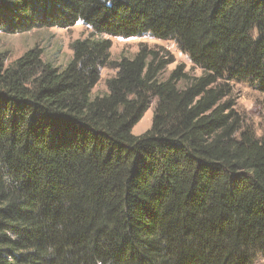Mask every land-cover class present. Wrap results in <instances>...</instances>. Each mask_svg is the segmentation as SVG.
<instances>
[{
    "label": "trees",
    "instance_id": "trees-1",
    "mask_svg": "<svg viewBox=\"0 0 264 264\" xmlns=\"http://www.w3.org/2000/svg\"><path fill=\"white\" fill-rule=\"evenodd\" d=\"M78 24L64 67L0 54V264H264V140L229 100L264 96V0H0V34ZM143 37L201 75L160 80L147 46L110 61Z\"/></svg>",
    "mask_w": 264,
    "mask_h": 264
},
{
    "label": "rangeland",
    "instance_id": "rangeland-1",
    "mask_svg": "<svg viewBox=\"0 0 264 264\" xmlns=\"http://www.w3.org/2000/svg\"><path fill=\"white\" fill-rule=\"evenodd\" d=\"M90 30L78 24L69 30L50 28L34 29L30 32L15 35L0 34V54L6 59V65H11L24 53L33 48L41 52L42 60L55 67H64L71 58L70 44L76 40L89 37ZM106 39V38H105ZM111 41L110 61L118 62L122 58H132L140 46H147L150 50L164 52L172 56V63L159 75L160 80L168 78L176 66H183L189 79L197 78L201 71L195 68L188 57L182 54L171 41H155L149 37L139 39L107 38ZM115 72L105 68L100 72V79L92 90V97L107 93L106 82L114 77ZM185 86L187 82L179 83ZM229 100L235 105L236 111L244 121V125L251 128L256 136L264 140V96L256 92L249 84L230 85ZM154 102L145 112L142 119L134 126L131 134L135 137L142 135L151 127Z\"/></svg>",
    "mask_w": 264,
    "mask_h": 264
}]
</instances>
